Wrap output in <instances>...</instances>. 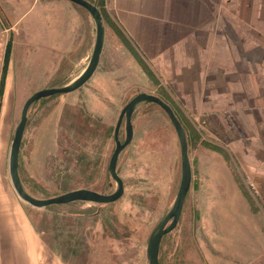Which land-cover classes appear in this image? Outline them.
<instances>
[{
  "label": "rangeland",
  "instance_id": "1",
  "mask_svg": "<svg viewBox=\"0 0 264 264\" xmlns=\"http://www.w3.org/2000/svg\"><path fill=\"white\" fill-rule=\"evenodd\" d=\"M87 1L102 15L99 65L78 90L32 106L19 153L27 190L41 199L77 189L111 194L116 184L108 165L119 115L136 95L152 94L168 102L183 122L192 170L179 223L163 238L160 264H264V196L256 188L257 179L186 110L156 64V51L145 53L131 35L134 30L124 29L117 4ZM33 4L31 20L19 19L23 8ZM0 5L16 24L8 102L15 117L12 143L27 99L70 83L87 67L95 24L86 9L64 0H0ZM132 124L134 136L118 167L124 183L119 200L43 209L23 202L48 263L148 264L149 237L179 189L180 145L168 117L155 104L141 106ZM125 137L123 122L119 141ZM157 147H164L162 156Z\"/></svg>",
  "mask_w": 264,
  "mask_h": 264
},
{
  "label": "crops",
  "instance_id": "2",
  "mask_svg": "<svg viewBox=\"0 0 264 264\" xmlns=\"http://www.w3.org/2000/svg\"><path fill=\"white\" fill-rule=\"evenodd\" d=\"M111 1L141 49L156 51V64L186 110L232 150L264 196V0ZM33 6L23 8L19 19L31 20ZM11 18L0 5V27L14 30ZM15 36L0 71V264H46L24 203L5 174L15 119L8 103Z\"/></svg>",
  "mask_w": 264,
  "mask_h": 264
},
{
  "label": "water",
  "instance_id": "3",
  "mask_svg": "<svg viewBox=\"0 0 264 264\" xmlns=\"http://www.w3.org/2000/svg\"><path fill=\"white\" fill-rule=\"evenodd\" d=\"M68 1H71L86 9L94 21L95 39L91 58L84 71L73 81L64 86L52 87L38 91L25 102L21 111L20 120L14 132L9 154V175L12 185L17 195L23 202L38 209L68 205L75 202H91L100 205H108L116 202L124 194V183L118 174V167L134 136L132 117L136 113V111L143 105H157L168 117L176 132L180 145L181 158V180L175 200L171 208L164 214L156 227L153 229L147 244L146 257L148 264H160L159 254L163 238L173 229H175L179 223L184 203L192 182V170L188 155L187 135L184 131V128L171 106H169L158 96L147 93H140L123 107L119 115L114 131L115 149L108 165V171L111 179L113 181L117 180L120 183L119 188L113 193L102 194L91 189H77L54 197L41 199L33 196L27 190L21 179L19 171V153L32 106L41 99H46L56 95L69 94L78 90L90 80L99 65L104 37L101 12L96 4L90 3L87 0ZM123 122H125L126 137L124 142H121L119 141V133Z\"/></svg>",
  "mask_w": 264,
  "mask_h": 264
},
{
  "label": "built area",
  "instance_id": "4",
  "mask_svg": "<svg viewBox=\"0 0 264 264\" xmlns=\"http://www.w3.org/2000/svg\"><path fill=\"white\" fill-rule=\"evenodd\" d=\"M13 28L0 27V71L3 69L5 60L11 48Z\"/></svg>",
  "mask_w": 264,
  "mask_h": 264
},
{
  "label": "trees",
  "instance_id": "5",
  "mask_svg": "<svg viewBox=\"0 0 264 264\" xmlns=\"http://www.w3.org/2000/svg\"><path fill=\"white\" fill-rule=\"evenodd\" d=\"M101 12V11H100ZM165 101V100H164ZM166 102V101H165ZM166 103H168V102H166ZM182 122V121H181ZM182 126L184 127V125H183V122H182ZM184 129H185V127H184ZM115 131V130H114ZM185 131V133L187 134V130L185 129L184 130ZM164 147H157V152L162 156V153L164 152V149H163Z\"/></svg>",
  "mask_w": 264,
  "mask_h": 264
},
{
  "label": "bare ground",
  "instance_id": "6",
  "mask_svg": "<svg viewBox=\"0 0 264 264\" xmlns=\"http://www.w3.org/2000/svg\"><path fill=\"white\" fill-rule=\"evenodd\" d=\"M124 123H125V122H124ZM114 182H115V184H116V188H115V190H114V191H116V190L119 188V186H120V183H119L117 180H116V181H114ZM114 191H113V192H114ZM113 192H112V193H113Z\"/></svg>",
  "mask_w": 264,
  "mask_h": 264
}]
</instances>
